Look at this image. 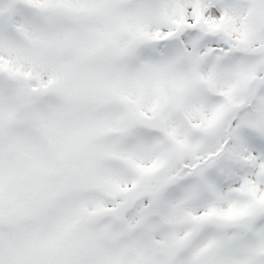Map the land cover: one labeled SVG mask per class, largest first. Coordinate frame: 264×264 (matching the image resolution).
Masks as SVG:
<instances>
[{
  "label": "snow or ice",
  "instance_id": "snow-or-ice-1",
  "mask_svg": "<svg viewBox=\"0 0 264 264\" xmlns=\"http://www.w3.org/2000/svg\"><path fill=\"white\" fill-rule=\"evenodd\" d=\"M0 264H264V0H0Z\"/></svg>",
  "mask_w": 264,
  "mask_h": 264
}]
</instances>
